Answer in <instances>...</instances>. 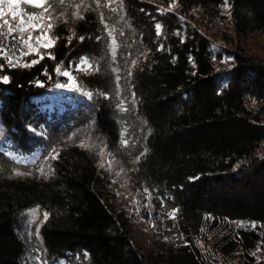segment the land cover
I'll return each instance as SVG.
<instances>
[{
    "label": "trees",
    "instance_id": "16d2710c",
    "mask_svg": "<svg viewBox=\"0 0 264 264\" xmlns=\"http://www.w3.org/2000/svg\"><path fill=\"white\" fill-rule=\"evenodd\" d=\"M156 3L49 0L54 46L38 63L4 66L0 264H213L234 254L238 264H264L256 254L264 252V61L237 43L230 71L215 70L194 20L219 16L225 0H175V11ZM227 9L237 38L264 33V0H227ZM82 57L92 70L74 73L90 101L42 100L57 65ZM83 133L175 210L179 242L145 253L134 244L96 156L69 141Z\"/></svg>",
    "mask_w": 264,
    "mask_h": 264
},
{
    "label": "rangeland",
    "instance_id": "374dc122",
    "mask_svg": "<svg viewBox=\"0 0 264 264\" xmlns=\"http://www.w3.org/2000/svg\"><path fill=\"white\" fill-rule=\"evenodd\" d=\"M158 8L163 10H169L173 4V0H155ZM5 10V17L9 20L12 19L11 14L8 11L7 5H0ZM17 13V19L13 21V27L19 23V19L23 16V19L28 21V14H35L40 17L43 14L42 20H33L32 23H39L40 28L35 31H31L32 37L39 36L40 39H32L30 41L31 47L23 44L18 33L14 32L8 39L5 40L4 36H0V47H5L9 56H12V63L16 66L31 65L32 61H36L42 55L47 54L53 47H44L48 43L49 39L55 41V26L56 18L48 12L31 13L26 12L20 6L13 7L12 9ZM170 11H175V7H172ZM50 18V19H49ZM188 18V17H185ZM198 24V28L201 32L205 33L210 39V50L213 54V62L215 70H222L228 73L233 67L232 56L230 55L231 49L238 43L243 51L248 55L264 61V33L253 32L247 37L237 38L234 34L233 27L229 20V12L227 6H224L220 15L212 18H204L198 16L194 20ZM51 23L53 28L49 32L47 25ZM25 27L27 25H24ZM0 31H4L7 34V27L0 28ZM29 31L23 33V39L27 40ZM0 75L4 66H10L7 62V58L0 55ZM78 65L81 68H86V65H81L79 60L75 66H66L61 64V71H68L74 78L76 85L73 88L69 83V77L59 74L57 71V79L55 83L44 92L42 100H48L51 103L56 104L64 103L71 99V96L80 100H88L89 98L85 93L88 91L82 88L75 77L74 70L82 71L78 69ZM222 73L221 80L225 76ZM3 78V76H2ZM67 85V87H57V85ZM86 104L84 105V107ZM71 143H77L87 145L84 147L88 149L93 155L96 156L98 161V168L102 171L108 189V198L112 207L119 212H122L130 223L131 236L134 244L142 250L143 253L150 247L155 246L156 242H179L180 238L175 233L173 227L169 223L171 216L162 206L158 197L149 193L143 184L138 183L131 174L130 167H127L116 158L112 152H110L106 146L97 142L91 135L85 133L77 136H73L69 139ZM103 150V151H101ZM111 164V167L109 166ZM103 165V167L101 166ZM48 168V165H46ZM44 170V169H43ZM204 244L203 241H201ZM257 257L264 260L263 250L257 249ZM213 264H238L237 254L228 257H218L214 260Z\"/></svg>",
    "mask_w": 264,
    "mask_h": 264
},
{
    "label": "snow or ice",
    "instance_id": "6c2138e0",
    "mask_svg": "<svg viewBox=\"0 0 264 264\" xmlns=\"http://www.w3.org/2000/svg\"><path fill=\"white\" fill-rule=\"evenodd\" d=\"M61 3L64 2V0H60ZM21 3H24V4H29V5H32L33 7H40V8H43V11L44 12H48L49 10V7L51 6L49 4V0H0V5H7L8 6V11L9 13L11 14V17L12 19L9 20L5 17V10L3 7H0V28H4L5 26L7 27V34L4 32V31H0V36H4L5 40L8 39V36H11L14 32L18 33L19 36H20V39L22 41L23 44H26L28 45L29 47H31V44H30V41L32 39H36L37 41L40 39L39 36L37 37H32L31 35V31H29V29H31L32 31H35L36 29L40 28L41 25L39 23H32L33 20H42L43 19V14H41L40 17H37L35 14H28V21L26 22L24 19H23V16L20 17L19 19V23L16 24L15 27H13V21H15L17 19V13L14 12L12 9L13 7H18ZM100 3V0H97V4ZM46 4L49 5V7H44ZM176 4H175V0H173V4L170 6L169 10H171L172 7H175ZM225 6H227V0H225ZM74 15H78V14H75ZM82 18V17H80ZM50 19V18H49ZM102 22H103V17H102ZM24 25H27L26 27ZM48 29H49V32L51 31V29L53 28V25L51 23H49L47 25ZM156 28H157V34L159 35L160 34V31H161V28L162 26L160 24H157L156 25ZM25 31H29V36H28V39L27 40H24L23 39V33ZM75 35V34H73ZM80 41H83L85 38L84 37H79ZM73 40V36H69L68 37V42L71 43ZM55 44V41L52 40V39H49L48 40V43L44 45V47H52L54 46ZM115 41H113V47H112V52H113V55L115 56ZM0 55H3L7 58V62L10 66H16L15 64L12 63V56H9L8 55V52L6 51V48L5 47H0ZM54 58V57H52ZM33 64L35 63H38V61H32ZM81 65H86L87 67L86 68H81L79 65H78V69L79 70H82V71H90L92 70V65L88 62L87 58H81ZM25 67L27 66H30V65H24ZM0 67H2V65H0ZM56 71L61 74V75H64L66 77H69V83L72 84L73 88L76 87L75 83H74V78L71 76V74L68 72V71H61V67L60 65H57V68H56ZM3 79V82L7 83L8 82V77L5 76L2 78ZM117 80H119V77H117ZM39 84V82H37ZM57 87H67V85H57ZM89 98L92 97L93 93L92 92H87L85 93ZM124 143H127V141H124ZM82 147H87V145L85 144H81ZM103 151V150H101ZM53 159H55L56 157L53 156L52 157ZM103 167V165H101ZM111 167V164L109 165ZM35 211L36 210H32V215L35 216ZM172 218H175V210L169 214ZM48 218V214L45 213L44 214V220H47ZM240 223V226H243V222H239ZM253 228L256 227V224L253 222L252 225H251Z\"/></svg>",
    "mask_w": 264,
    "mask_h": 264
}]
</instances>
